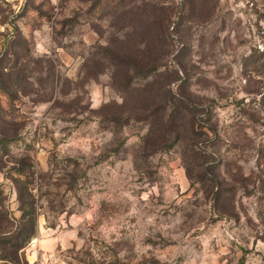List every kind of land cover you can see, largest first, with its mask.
<instances>
[{
  "label": "rangeland",
  "instance_id": "374dc122",
  "mask_svg": "<svg viewBox=\"0 0 264 264\" xmlns=\"http://www.w3.org/2000/svg\"><path fill=\"white\" fill-rule=\"evenodd\" d=\"M127 45L156 73L115 76L108 50ZM177 108L194 114L198 162H229L221 213L175 134L153 126ZM18 179L38 213L29 264H264V0H0L14 227Z\"/></svg>",
  "mask_w": 264,
  "mask_h": 264
},
{
  "label": "trees",
  "instance_id": "16d2710c",
  "mask_svg": "<svg viewBox=\"0 0 264 264\" xmlns=\"http://www.w3.org/2000/svg\"><path fill=\"white\" fill-rule=\"evenodd\" d=\"M128 47L133 50L126 49L124 48V46L117 47L115 50H108L111 55V59H114L115 61V76H122L123 74L130 73L129 77H127L131 83L134 77H137L139 75L149 76L156 73L159 66H153V64H150L149 61L144 62L143 58L145 55V49L139 46ZM171 98L174 102H177L179 105H181L183 109H187L188 112H193L191 107L189 106V98H184L177 95H172ZM184 117L188 119L183 121ZM167 120L162 118H153L152 123L153 126H157L159 125L158 121H160L161 124H164L160 127L161 130H166L168 128L169 133L175 134L178 141H180L182 144L181 147L183 159L186 161L187 167L191 170V167L195 165L196 167H200L201 171L204 172L199 180L202 183H209V197H211L214 201V208L219 213H221V211L219 210L221 204L220 201L223 198L233 201V198L235 196L233 186L228 187V185L230 184H228V182L224 180V175L222 174V164L223 166L228 167L229 162L225 161L224 163L220 161L217 162V164L209 163V165H206V161H209L208 159H204V162L202 163L198 162L201 156V148L198 146L197 142H195V139L198 138L199 134L197 133L198 129L195 125L194 114L191 116H187L184 113L183 116V110L177 108V110L172 113V118ZM158 133H154V131L151 130L143 138L144 142L149 144V142H151ZM160 134H162L161 137L165 136L163 132ZM166 141H168V137L164 140V144H162V147H168L172 145L170 143H166ZM224 181L228 185H224ZM261 184L262 180L259 179V185ZM17 189L18 197L21 201L20 210L22 211V220L20 221V224H17L16 227H14V223L9 219L8 214L5 210L3 192L0 189V259L3 261V264H29L26 258L21 256L20 251L26 247L31 238L36 236L37 233L38 213L35 207L31 206V204L26 201L25 187L23 186V181L21 179L17 180ZM26 204L30 205L32 208L28 209V207H26ZM232 205V208L235 209L233 203Z\"/></svg>",
  "mask_w": 264,
  "mask_h": 264
}]
</instances>
